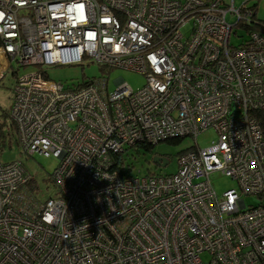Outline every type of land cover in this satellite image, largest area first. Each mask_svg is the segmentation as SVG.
Instances as JSON below:
<instances>
[{
  "label": "built area",
  "instance_id": "built-area-1",
  "mask_svg": "<svg viewBox=\"0 0 264 264\" xmlns=\"http://www.w3.org/2000/svg\"><path fill=\"white\" fill-rule=\"evenodd\" d=\"M259 1L0 0V80L12 63L39 67L13 85L17 142L57 159L44 201L20 160L0 161V264H264ZM83 61L145 83L44 70ZM207 129L216 138L181 151L173 173L125 161ZM216 172L236 187L217 193Z\"/></svg>",
  "mask_w": 264,
  "mask_h": 264
},
{
  "label": "rangeland",
  "instance_id": "rangeland-1",
  "mask_svg": "<svg viewBox=\"0 0 264 264\" xmlns=\"http://www.w3.org/2000/svg\"><path fill=\"white\" fill-rule=\"evenodd\" d=\"M237 4L238 2H236V5ZM258 17L264 20V0L258 2ZM241 33L243 32H238L239 35ZM230 40L233 44H237L240 41V39L235 36H232ZM37 69H39L37 66H18L12 63V68L1 78L0 122L4 121L3 114L9 112L11 107L13 85L16 77ZM44 70L50 79L60 80L65 84L104 77L107 79V87L109 90L114 88L113 80L119 76L133 89H138L145 83V77L141 73L121 68L112 69L105 73L100 66L87 63L86 61L76 65L48 66ZM5 121L8 123V118ZM8 125L9 124H2V129H0V161L11 162L20 160L34 180L31 186L35 195L38 199L44 201L47 197L53 196L56 193V187L51 180V174L56 167L57 159L53 156H44L39 153H35L31 156L22 153L17 143L16 132L14 130L10 132ZM216 136L217 134L213 129H207L200 133L195 140L191 137H184L178 143L169 141L160 142L150 150L140 149L139 152H135L129 149L124 154V158L127 164L132 166V174L145 175L148 172L169 174L176 171L177 155L181 151H185L195 144L200 148L207 147ZM158 156L168 159L169 163L163 167L159 166L154 161V157ZM212 183L217 193H221L231 187H236V183L231 178L218 172L212 175ZM247 202L254 203V200L247 199Z\"/></svg>",
  "mask_w": 264,
  "mask_h": 264
},
{
  "label": "trees",
  "instance_id": "trees-1",
  "mask_svg": "<svg viewBox=\"0 0 264 264\" xmlns=\"http://www.w3.org/2000/svg\"><path fill=\"white\" fill-rule=\"evenodd\" d=\"M253 116L255 117V119L260 123L262 129H263V132H264V110H261V111H255L253 112ZM8 118L9 122L6 123V119ZM3 119L4 121L3 122H0V129H2V124H9L8 125V129L10 132H12L13 130L15 131V126L13 124V122L11 121V119L9 118V114L8 112H5L3 114ZM16 132V131H15ZM181 139H171V140H168L169 142H172V143H178L180 142ZM18 143V142H17ZM149 150V149H147ZM34 182L33 178L31 179L30 181V185H32Z\"/></svg>",
  "mask_w": 264,
  "mask_h": 264
},
{
  "label": "water",
  "instance_id": "water-1",
  "mask_svg": "<svg viewBox=\"0 0 264 264\" xmlns=\"http://www.w3.org/2000/svg\"><path fill=\"white\" fill-rule=\"evenodd\" d=\"M158 159H159L158 157H154V161H155V162H157V161H158Z\"/></svg>",
  "mask_w": 264,
  "mask_h": 264
}]
</instances>
